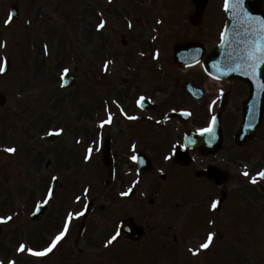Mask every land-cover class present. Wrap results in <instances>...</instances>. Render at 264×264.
<instances>
[{
	"label": "rangeland",
	"instance_id": "rangeland-1",
	"mask_svg": "<svg viewBox=\"0 0 264 264\" xmlns=\"http://www.w3.org/2000/svg\"><path fill=\"white\" fill-rule=\"evenodd\" d=\"M13 3L18 5L19 15L6 26L4 21ZM194 10L192 0H111V3L109 0H0V42L6 41L8 45L0 47V58H10L8 71L0 75V90L7 99L0 105V216L14 217L3 226L0 236V259L5 264L9 259H15L17 264H186L179 253L165 256L161 250H167L168 244L162 249L163 241L158 242L153 236L159 226L175 222L172 216L167 217L165 200L173 178L156 180L151 188H158L161 193H150L158 199L157 204L148 209L146 201L139 196L129 200L120 196L135 179L134 173L120 169L111 186H104L107 178L101 151H94L89 162H85L84 155L87 145L100 131L99 120L107 118L106 101L115 116L113 124L103 130V141L107 135L114 138V151L121 157L119 166L128 165L126 147L132 138L162 131L147 120L138 123L124 120L113 101H119L127 113L138 111L133 106L134 99L142 94L155 96L161 105L160 113L167 106L190 103L182 88V81L189 73H183L174 63V44L201 38L205 45L213 47L224 16L222 0H209L202 23L194 28L188 21ZM99 13H103V17ZM101 19L107 24L105 29L97 31ZM129 20L132 28L128 27ZM45 43L49 45V55L44 54ZM156 49L160 50L159 60L153 59ZM141 52L146 55L141 56ZM105 60L115 61L108 73L103 71ZM65 67L75 78V85L68 89L60 85ZM190 72L200 70L194 68ZM238 95H231L225 107V130L237 126ZM206 121L207 118L201 122ZM60 128L64 129L61 135L53 138L46 135ZM77 139L83 143L77 144ZM227 141L222 153L233 161L229 167L233 170L238 168L239 162L244 163L246 159L252 163L263 153L259 142L235 147ZM13 146L18 149L15 154L3 151ZM163 150L157 151L162 154ZM52 176L59 177L54 182L55 197L44 215L34 220L31 216L37 202L44 199L47 188L53 183ZM187 177L185 172H179L175 191L188 188L192 181ZM230 184L245 185L234 182L233 178ZM85 187L91 188L89 199L96 197L97 201L84 233L77 235L82 219L79 217L73 220L65 239L47 256L37 258L16 252L20 243L38 250L47 247L62 229L67 212L82 210L89 200L75 201L77 195H83ZM250 192L254 197L255 190ZM177 200L175 195L168 199L169 210ZM154 207L156 210L152 212ZM126 214L139 216L147 222L150 232L141 246H129L118 240L106 248V239ZM160 216L165 223L160 221ZM162 240L167 241V236ZM152 243L155 247H149ZM124 249V253L117 255V251ZM233 250L234 243L230 241L221 253L225 257Z\"/></svg>",
	"mask_w": 264,
	"mask_h": 264
},
{
	"label": "snow or ice",
	"instance_id": "snow-or-ice-1",
	"mask_svg": "<svg viewBox=\"0 0 264 264\" xmlns=\"http://www.w3.org/2000/svg\"><path fill=\"white\" fill-rule=\"evenodd\" d=\"M111 3V0H109ZM223 10L226 14L230 16L232 21V31L229 30V26L225 25L223 31L220 34L221 46L228 49L231 48V52L226 54L227 59V69L224 74L228 72H242L245 76L250 77L254 80L257 84L258 92L264 91V80L260 78L261 76V69L264 68V16L254 15L249 8L246 6V0H224L223 3ZM101 17H103V13H99ZM13 22V14H10L9 17L4 21L6 26L12 24ZM30 24L31 21H28ZM158 24L163 23V21H157ZM107 21L105 19H101L100 22L97 24L96 28L97 31L105 29ZM128 27L132 28V22L128 21ZM155 39V37H153ZM7 42H0V47L7 48ZM43 50L45 55L50 54V49L48 44L43 45ZM141 56L146 55V53L141 52ZM153 59L159 60L160 59V50L156 49L153 55ZM115 61L113 60H105L103 65V71L105 73L109 72V66L114 64ZM220 71L219 65H213ZM8 70V57L4 56L0 58V75L4 74ZM70 69L65 67L61 72V87H64L69 81L66 79ZM211 75V73H210ZM219 79V77H216ZM223 90L221 89V93ZM150 100V98H146L144 95H140L137 100L136 104L139 108L143 109L145 107V102ZM119 108L120 113L128 120H139L140 117L138 115H128V113L124 110L123 106L119 104V101H113ZM216 101L213 100L208 105L210 119L208 120L206 126L198 128L196 131L201 137L207 138V143L209 145L213 144L216 140V128L218 124V119L214 113ZM105 112H106V119H101L98 122V132L97 138L93 140L87 147L86 153L84 155L85 162H89L93 159V152H100L103 147V130L106 126H110L113 124L115 114L111 111L110 107H108V102H105ZM172 112H177L178 109L173 108L171 109ZM182 115L191 117L193 115L191 110L188 109H179ZM149 119H152L149 117ZM170 117L165 116L163 121L157 120V124L166 123ZM249 127H254V125H249ZM64 132V129H55L51 130L46 135L51 136H59ZM77 144L83 143L81 139L76 140ZM196 140L194 137L185 134L184 136V143H181L177 140L171 148V151L164 156V160L172 161L173 157L179 158L180 153H178L179 148L187 149L190 145H194ZM138 145L137 143L133 142L129 146V154L128 160L137 164L142 165L145 163L142 156H140L137 152ZM17 148L7 147L3 149L6 153L15 154L17 152ZM244 172L242 173L245 177H250V182L252 184L258 183L259 180H264V169L258 171L255 175H251L250 172L247 170V165H244ZM160 173L164 172V169H158ZM140 169L139 167L136 168V178L132 180L131 186L126 191H121L120 196L128 197L133 194L136 185L140 183L139 179ZM51 180L53 182L58 181V176H52ZM91 192L90 187L83 188V195H77L75 197V201L79 203L82 199L88 200L89 195ZM55 188L52 184L46 190L44 195V199L42 201L37 202L36 204V211L33 212L35 215L37 212L44 205H48L55 197ZM222 208V201L220 199H213L210 203V210L212 212H217L218 209ZM88 211V204L85 203L84 207L80 211H68L66 217L64 219L62 229L55 234L54 238L50 240L47 247L43 249H35L29 247L26 243H20L16 249L17 253L24 254L28 253L34 257L42 258L47 256L49 253H52L54 249L65 239V237L69 233L70 226L74 219L82 217ZM19 216V213H16ZM13 215L7 216H0V225L7 224L10 221H13ZM208 223L212 226H215L217 221L215 219H210ZM126 227L123 221L117 222L115 226L114 233L110 235L109 238L105 241V247H109L113 245L122 234V230ZM135 225L132 227H128V231H132ZM217 237V233L215 231H208L206 234V238L202 243L199 244L196 248H190L189 251L192 255L196 256L199 255L202 251L209 250L211 247L214 246V241ZM0 264H5L3 259H0ZM7 264H17L15 259H9Z\"/></svg>",
	"mask_w": 264,
	"mask_h": 264
},
{
	"label": "flooded vegetation",
	"instance_id": "flooded-vegetation-1",
	"mask_svg": "<svg viewBox=\"0 0 264 264\" xmlns=\"http://www.w3.org/2000/svg\"><path fill=\"white\" fill-rule=\"evenodd\" d=\"M235 84V83H234ZM234 84H230V85H226V91H229V93L227 94L224 104L221 106L220 104V108L222 110V112H225V107L227 105V103H229V99H230V94L232 92V95L235 94L236 92H238L237 86H235L234 88ZM245 83L242 82L240 83L239 86H243L246 87V85H244ZM203 87H205L203 84H201ZM206 97V95H205ZM204 97V98H205ZM203 98V99H204ZM246 98V97H245ZM244 98V100H245ZM183 102H184V98ZM243 104V102H242ZM241 104V106H242ZM188 106L190 107H194V102L191 99L190 103L188 104ZM231 107V106H230ZM198 109H200L199 105L197 106ZM237 114H239L240 112V108L237 109ZM239 147V146H237ZM237 149V148H236ZM262 155L259 156L258 159H256L254 162L250 163V169L249 172L251 175H255L258 171L264 169V149L262 148ZM216 154L214 155H209L207 157H205V159L208 162H212V163H217L216 161L219 159L217 157H215ZM236 158L238 156H235ZM236 158H234V160H236ZM191 181H196V185H189L187 189H183L184 192L187 194V198L190 200V211H189V220H188V224H187V237L191 240L194 239H202L200 242H198L196 245L194 243H190L189 244V249L190 248H196L199 246L200 243L203 242V240L206 238V234L208 231H215L217 233V237L215 239V241H217V239L219 237H223L225 236V232L226 230H228L229 232H233L234 231V225H236L237 223H235L234 225L232 223H227L225 222V219L227 216H229L231 214V207L233 206V204L235 202L229 201V198L222 202V208L218 209L217 212H212L210 210V203L213 199H219L222 196V192L223 189L216 187L213 183H211V191L213 192V194H215V197H209L208 194V189L206 190L204 188V185L202 183L201 180H193L190 178ZM204 180L206 181V178H204ZM258 182L261 184H258L254 187L255 190V196L253 197L255 202L260 198L263 197V193L261 194L262 191H264V180H259ZM260 191V194H259ZM254 194V193H253ZM254 211V216H258L259 214L256 212V209H253ZM262 215H264V212L262 213ZM210 219H215L217 221L215 226H212L208 223V221ZM264 226V224H260L259 227ZM164 234H161L160 236H163ZM173 241H177V235H173L172 236ZM175 245H173L172 247H174ZM216 245H214L215 247ZM189 253L191 254L190 256L192 257V253L189 251Z\"/></svg>",
	"mask_w": 264,
	"mask_h": 264
},
{
	"label": "water",
	"instance_id": "water-1",
	"mask_svg": "<svg viewBox=\"0 0 264 264\" xmlns=\"http://www.w3.org/2000/svg\"><path fill=\"white\" fill-rule=\"evenodd\" d=\"M246 6L249 8V10L253 14H256V13L259 12V6L257 5V0H246ZM229 30L232 31V21H231V19H230V22H229ZM221 52H222V54H221ZM229 52H231V48L226 49V48L220 46L218 49H216V51L214 52L213 56L210 58L211 60H209L206 63L207 67L210 68V64H215V65L218 64V61H221L222 57H224V59H225L226 58V54L229 53ZM262 74H264V68L261 69V75ZM41 215H42V212L40 214H38L37 217H41ZM126 231L127 230L124 229L123 233L127 234ZM0 233H1V228H0ZM136 233H137L136 235H140V234H142V231L138 230Z\"/></svg>",
	"mask_w": 264,
	"mask_h": 264
}]
</instances>
